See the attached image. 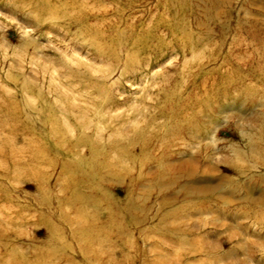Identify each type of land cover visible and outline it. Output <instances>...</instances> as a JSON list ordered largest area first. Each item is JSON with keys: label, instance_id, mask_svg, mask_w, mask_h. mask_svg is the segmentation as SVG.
<instances>
[{"label": "rangeland", "instance_id": "374dc122", "mask_svg": "<svg viewBox=\"0 0 264 264\" xmlns=\"http://www.w3.org/2000/svg\"><path fill=\"white\" fill-rule=\"evenodd\" d=\"M0 264H264V0H0Z\"/></svg>", "mask_w": 264, "mask_h": 264}, {"label": "bare ground", "instance_id": "6f19581e", "mask_svg": "<svg viewBox=\"0 0 264 264\" xmlns=\"http://www.w3.org/2000/svg\"><path fill=\"white\" fill-rule=\"evenodd\" d=\"M148 38V39H147ZM152 38L151 37H148L146 35H142L139 40L144 43V46L143 48H148V46L150 45V40ZM110 46V45H109ZM111 47V46H110ZM130 53V52H129ZM126 55V54H125ZM135 55H133L132 57L130 56H125V62L126 63H130L132 61L134 62H140L141 59H138L136 60L135 59ZM193 75V74H192ZM191 75V76H192ZM195 76V75H194ZM228 76H225L223 77V79H226ZM203 91H206V90H203ZM185 99V98H184ZM181 100V99H180ZM193 102L189 103V105H192L194 106L195 105V101L192 100ZM185 109V107H184ZM186 111V110H185ZM174 113V112H173ZM183 113V112H181ZM179 118H184L185 120H183V124L185 123V121H189L190 117H189V114H178V113H175ZM188 123V122H186ZM69 126V125H68ZM69 128V127H68ZM84 144H86L87 146H89V148H91V156L92 158L89 159V165L91 166V169L90 171H84L83 169H81V165L83 163V159H79L77 163H75V165H72L71 168H70V177H69V184L66 188V193L68 194V201H77L78 200V195H77V186L82 184V183H85L86 181L88 180H97V182L99 183V181L103 180V178H105L104 176L106 174H119L117 171V169L115 167L112 166L111 163L107 162L104 158H106V155L103 156V157H98L97 155V152H95V148L97 145H95V143H89V141L87 139H83L82 141ZM79 143L77 142L76 144H74L72 147H77ZM120 144H111L107 147V155H108V150H111L112 148H115V151L114 153L117 154L119 156L122 157V154L120 152H128V153H131V147L135 145V143L133 142L132 144H130L128 146L127 149L126 146H122L120 147L119 146ZM121 157H118L119 159ZM114 162V161H113ZM162 163V162H160ZM77 173V174H76ZM76 175V176H75ZM97 185V184H96ZM94 193H97L96 191H93ZM101 193V192H100ZM101 195L103 196V194L101 193ZM106 199V198H105ZM89 200H90V203L93 204V206L96 207V205L98 206V202L96 201L95 198H91L89 197ZM107 201V200H106ZM104 202V201H103ZM110 202V201H109ZM137 205H134L132 202H127V203H124V205L121 207L123 211H128V212H133L134 210L137 209L136 207ZM105 207V206H104ZM115 208V206L113 207ZM136 208V209H135ZM121 210V211H122ZM114 225V224H112ZM105 235V236H104ZM103 236H97V240L98 242H101L102 240L104 239H107L108 237H106V234H104ZM103 238V239H102ZM102 253V252H101Z\"/></svg>", "mask_w": 264, "mask_h": 264}]
</instances>
